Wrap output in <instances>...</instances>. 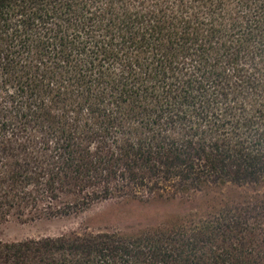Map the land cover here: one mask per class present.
Listing matches in <instances>:
<instances>
[{
    "label": "trees",
    "instance_id": "16d2710c",
    "mask_svg": "<svg viewBox=\"0 0 264 264\" xmlns=\"http://www.w3.org/2000/svg\"><path fill=\"white\" fill-rule=\"evenodd\" d=\"M224 185L256 191L0 264H264V0H0V224Z\"/></svg>",
    "mask_w": 264,
    "mask_h": 264
},
{
    "label": "rangeland",
    "instance_id": "374dc122",
    "mask_svg": "<svg viewBox=\"0 0 264 264\" xmlns=\"http://www.w3.org/2000/svg\"><path fill=\"white\" fill-rule=\"evenodd\" d=\"M256 190L249 187L224 185L213 190L200 192L188 212L185 205L177 206L168 201H150L113 199L98 202L86 211L69 217L53 219L19 220L10 217L0 224V240L17 241L28 237L55 236L73 230H110L131 229L148 223L165 225L177 217H186L197 212L203 213L222 202L254 194ZM264 193V186L260 188ZM194 200V198H193Z\"/></svg>",
    "mask_w": 264,
    "mask_h": 264
}]
</instances>
